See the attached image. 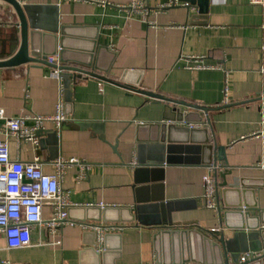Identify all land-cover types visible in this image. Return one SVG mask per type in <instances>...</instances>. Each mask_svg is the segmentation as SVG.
<instances>
[{
	"label": "crops",
	"instance_id": "1",
	"mask_svg": "<svg viewBox=\"0 0 264 264\" xmlns=\"http://www.w3.org/2000/svg\"><path fill=\"white\" fill-rule=\"evenodd\" d=\"M19 1L45 34L47 52L53 49L60 65L62 56L66 65L76 64L92 74H78L70 81L62 77L65 119L57 126L45 122L36 147L17 144L0 132L10 158L37 157L45 174L54 172L55 158L79 160L59 176L69 202L68 219L76 223H63L51 233L45 225L50 207L44 204L42 221L30 229L28 246L6 248L0 235V258L15 264H208L210 260L200 257V240L207 231L222 228L230 237L239 226L237 214L247 211L245 230L263 228L264 169L257 163L264 146V134H258L264 129L259 103L264 93V5L211 0L204 14L196 5L188 14L180 0L170 7L164 6L166 0H143L141 5L138 0ZM52 26L56 31L48 33ZM19 44L17 16L0 0V60L12 56ZM191 55L204 56L205 64L220 69L182 68L179 56ZM72 58L90 61L91 66ZM48 69L39 62L0 68V109L5 116L54 113L58 83ZM124 79L129 85L135 81L136 90L126 89ZM143 91L172 102H154ZM170 107H178L187 123L175 122L180 127L174 133L176 143L168 146L159 165H148L141 140L151 138L148 124L173 115ZM204 135L223 147L226 165L252 190L239 212L224 215L229 203L216 187L215 209L204 207L201 177L207 165L200 164L197 143ZM81 165L87 166L85 178L76 182ZM215 165L220 170L224 163ZM160 209L170 231H175L171 235H158V227L145 218L129 220L134 212L143 217L159 215ZM91 225L102 229L100 244ZM241 249L239 256L255 254Z\"/></svg>",
	"mask_w": 264,
	"mask_h": 264
},
{
	"label": "built area",
	"instance_id": "2",
	"mask_svg": "<svg viewBox=\"0 0 264 264\" xmlns=\"http://www.w3.org/2000/svg\"><path fill=\"white\" fill-rule=\"evenodd\" d=\"M143 0L136 3L142 4ZM251 4L264 5V0H249ZM164 6H172L177 0H166ZM264 47V45H263ZM178 60L183 63L184 69H220L218 64H205L204 56H179ZM45 61L49 64L47 74L50 78H54L58 83L59 97L54 105L53 114H24L19 117H7L4 110L0 109V132L5 137L14 138L15 141L28 142L34 147L37 146L36 131L43 128L45 122L57 126L65 119V111L62 100V70L56 56H46ZM264 72V66L260 67V72ZM260 103V120L264 125V93L259 96ZM30 121V125H26L25 121ZM258 134H264V129ZM256 135V133L250 136ZM246 137V136H245ZM245 137H239L245 139ZM264 145V143H263ZM77 158L63 159L55 158L53 161L54 172L45 174L41 170V162L37 157H33L30 161H19L9 156V149L6 139L0 140V235L4 237L6 248H23L31 242V228L42 221L41 208L44 204L50 207V216L45 221V225L51 233H54L58 226L65 223L73 225L68 219L66 208L69 206L67 196L62 193L59 186V176L72 163H78ZM257 167L264 169V146L261 151V158L257 163ZM218 167L216 165H207L205 172L201 177L202 198L206 209H215V187L212 172ZM87 166L81 165L79 172L76 174V182L82 180L86 173ZM98 207H104L102 203L96 204ZM83 228H89L83 223H77ZM96 231V240L100 244L103 240L102 229L97 225H91ZM264 228V226H263ZM101 250V249H100ZM0 264H15L8 259L0 258ZM29 264V263H23ZM191 264V263H188ZM198 264V263H196Z\"/></svg>",
	"mask_w": 264,
	"mask_h": 264
},
{
	"label": "water",
	"instance_id": "3",
	"mask_svg": "<svg viewBox=\"0 0 264 264\" xmlns=\"http://www.w3.org/2000/svg\"><path fill=\"white\" fill-rule=\"evenodd\" d=\"M8 5L12 6L19 25V40L20 44L17 48V51L10 57L0 60V68L1 67H16L20 64L25 63H35L39 62L40 64H49L46 63L45 58L48 55L55 54L56 52L52 49L50 52H47L46 45L43 41V37L45 34H41L39 32L40 25L38 22L30 18L28 14V8L26 5L20 3L19 0H3ZM184 2V7L187 10V13L190 14L189 11L190 7L197 6L198 12L204 14L207 5L210 3L211 0H180ZM48 33H52L56 31V26H52L47 29ZM61 51H59L60 55ZM60 61L62 64L60 65V69L62 70V77L66 81L74 80L78 74H92L89 71H86L76 64L66 65L68 62L67 59H63L60 56ZM71 62L77 63L83 67L91 66L90 61L79 62L78 59L72 58ZM69 61V62H70ZM126 73L124 74L123 78L125 77ZM95 76V75H93ZM129 83L127 79H124V87L130 90H136V83ZM146 96H149L153 99L154 102L163 100L172 102L163 96L159 95L158 93H152L149 91H143ZM181 105H185L189 108H198L203 112H207V108L199 107L197 105H188L179 103ZM168 108V107H167ZM171 114L173 115L169 118L167 115H162L161 121L155 124H148L150 139L141 140L144 143L142 148H145V151L148 153L147 157L151 162L148 165L157 166L162 161H164V154L165 152H169L168 146L173 143L174 141V133L175 131L180 128L176 126L177 121L185 122L186 115H183V112L178 109V107L169 108ZM183 130V129H182ZM44 130L38 129L36 131V136L39 132ZM195 131L190 130V132ZM204 132V131H202ZM183 142H186L184 140ZM199 144V157H200V164L204 165H215L216 161H223L224 165L220 170H214V187L220 188L222 198L226 201V205H229L225 216L230 214L231 210H238L240 211V207L242 206V200L247 197L248 194H252V190L249 188L248 185L243 184V180L232 173L230 167L226 165V160L223 156V147L217 146L215 141H209L207 135H204L202 140L197 142ZM219 179V181H218ZM217 212L220 214L219 206L216 207ZM161 210V209H160ZM237 212V213H238ZM248 212V211H247ZM244 214H237V225L235 229H232L230 237H226L222 228H215L213 230L207 231L208 236H203L201 242L202 246V259L210 260L212 263L208 264H264V228H259L255 230H245L246 223L249 220L248 213ZM147 219L146 223H149L152 226L158 227V235L166 234L171 235L172 232L169 229V220L164 219L162 216V210L159 215H150L147 216L146 214L143 217L137 216L135 212L130 214L129 220H136L137 222H141L143 219ZM219 224L221 222V218L219 215ZM121 220V219H120ZM123 221V220H121ZM226 225V224H225ZM227 226V225H226ZM228 228V226L226 227ZM187 231L185 230V233ZM184 233V231L182 232ZM187 234L189 236L192 235L191 231H188ZM238 248H244L243 251L241 249L240 252H245V250L250 249L254 251L255 254L251 253L246 257L245 255L239 256ZM201 253V252H200ZM207 262V261H206Z\"/></svg>",
	"mask_w": 264,
	"mask_h": 264
}]
</instances>
